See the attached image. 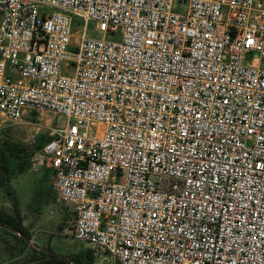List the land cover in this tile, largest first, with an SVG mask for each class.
Wrapping results in <instances>:
<instances>
[{"label":"built area","instance_id":"built-area-1","mask_svg":"<svg viewBox=\"0 0 264 264\" xmlns=\"http://www.w3.org/2000/svg\"><path fill=\"white\" fill-rule=\"evenodd\" d=\"M43 113L29 168L95 255L264 264V0H0V118Z\"/></svg>","mask_w":264,"mask_h":264},{"label":"rangeland","instance_id":"rangeland-1","mask_svg":"<svg viewBox=\"0 0 264 264\" xmlns=\"http://www.w3.org/2000/svg\"><path fill=\"white\" fill-rule=\"evenodd\" d=\"M185 6V3L177 2L175 10L182 11ZM92 26L93 23L90 22L88 33L92 36H100L92 29ZM115 39H119V36H116ZM45 122L52 124L53 127L62 128L65 126L66 119L60 114L43 113L37 116L26 115L21 124H11L0 118L1 148L6 147V142L11 145L29 144L33 137H39L46 132L47 128L40 125ZM12 166V169H16L17 163H13ZM48 179L52 182V172L47 167L31 170L26 163L24 171L16 170L13 173L10 183L13 196H8L7 192L0 188V210L12 213V199L17 197L20 201L24 225L29 228L32 237L31 247H24L19 238H15L10 232L0 227V264H27L33 246L50 248L58 254L66 255L75 253L82 247H87V244L73 239L71 215L65 210L53 206L54 201L44 203L42 207L37 208V204L34 202L35 192L39 184L46 185ZM95 263L118 264L106 252L97 253Z\"/></svg>","mask_w":264,"mask_h":264},{"label":"trees","instance_id":"trees-1","mask_svg":"<svg viewBox=\"0 0 264 264\" xmlns=\"http://www.w3.org/2000/svg\"><path fill=\"white\" fill-rule=\"evenodd\" d=\"M51 139L48 134L44 133L33 144L11 145L6 142V147L0 146V188L7 192L8 196H13V191L10 188L13 173L16 170L24 171L26 163L30 165V154L34 150H42L47 141ZM17 163L16 169H12V164ZM50 170V169H49ZM49 178V177H47ZM53 191V186L48 179L46 185L39 184L34 195V202L37 208L42 207L44 203H50L56 200V193ZM17 195V194H16ZM46 195H48L46 197ZM13 212L8 213L5 210H0V227L5 231L10 232L15 238H19L24 247H31L28 240L32 239L29 228L24 225L23 216L20 210V201L17 197L12 199ZM36 208V210H37ZM27 264H96L95 254L91 248L82 247L77 252L72 254H58L52 249L34 248L29 256Z\"/></svg>","mask_w":264,"mask_h":264},{"label":"flooded vegetation","instance_id":"flooded-vegetation-1","mask_svg":"<svg viewBox=\"0 0 264 264\" xmlns=\"http://www.w3.org/2000/svg\"><path fill=\"white\" fill-rule=\"evenodd\" d=\"M31 240H32V239H30V241H31ZM30 241H29V243H30ZM32 248H33V249H34V248H37V249H44V248H46V247H37V246H33Z\"/></svg>","mask_w":264,"mask_h":264},{"label":"water","instance_id":"water-1","mask_svg":"<svg viewBox=\"0 0 264 264\" xmlns=\"http://www.w3.org/2000/svg\"><path fill=\"white\" fill-rule=\"evenodd\" d=\"M28 241H30V240H28Z\"/></svg>","mask_w":264,"mask_h":264},{"label":"crops","instance_id":"crops-1","mask_svg":"<svg viewBox=\"0 0 264 264\" xmlns=\"http://www.w3.org/2000/svg\"><path fill=\"white\" fill-rule=\"evenodd\" d=\"M52 183V182H51Z\"/></svg>","mask_w":264,"mask_h":264}]
</instances>
